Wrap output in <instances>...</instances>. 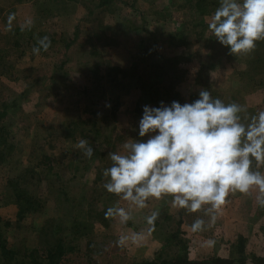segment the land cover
Instances as JSON below:
<instances>
[{
	"label": "trees",
	"instance_id": "1",
	"mask_svg": "<svg viewBox=\"0 0 264 264\" xmlns=\"http://www.w3.org/2000/svg\"><path fill=\"white\" fill-rule=\"evenodd\" d=\"M36 1H40L42 6L39 7ZM76 1L78 0H35L33 3L14 7L11 13L16 15L17 23L12 31L7 32L11 39L12 53H5L3 49H0V78L5 77L8 81L21 80L24 82L23 88L13 94L9 101L1 99L0 96V166H5L8 170L4 188L0 191V208L8 205L16 208L14 223L11 219H5L0 215V264H100L97 263L95 256L103 255L105 248L103 243L97 239L102 235H98L95 228L98 224L105 228L110 221L111 218H105V211L115 204L117 197L103 189L102 184L106 182L105 178L95 167L93 177L88 178L87 183L82 180L87 179L92 163L101 160L108 150L107 147L111 146L122 103L117 101L114 95L120 90L129 89L133 92L132 97L134 94L136 97L132 99L130 114L131 133L133 134L129 136L132 138L137 137L136 129L142 115V106L147 103L158 106L160 101L166 103L173 100L180 103L191 102L198 98V91L201 88L209 89L212 96L217 98V91L209 83L210 70L226 68L223 71L227 73L230 84L234 81L236 87L230 85L224 102L240 103L247 107L249 113L254 114L255 110L244 104V95L264 91V41L258 42L256 49L250 55L234 56L229 54L226 47L211 38L210 33L207 36L206 45L208 48L210 46L211 51L207 52V61L199 63V68L193 77L197 87L192 90L189 85L191 77L188 74L189 71H182L179 66L181 62L188 63L190 56L159 57V59L149 57L151 56L149 50L154 47L157 39L146 27L148 22L146 13L137 11L135 8V0L128 2L126 0H81L83 2L81 4L87 8V18L97 8L112 15L117 10L119 2L127 5L132 12L138 13L143 24L139 27L125 21L121 27L118 26L120 28L118 30L123 33L140 30L143 32V37H140L138 41L139 58L138 56L132 57L133 59L125 68L116 67L103 59L97 47L88 42L89 51H86L82 58L85 71L81 75L84 82L81 86L74 87L66 77L71 60L66 51L78 39L80 32L78 23L68 35L72 22L68 21L67 17H63L61 33L56 35L54 31L46 32L39 27L38 23L37 26L35 19L54 13V16L61 17L62 13H66L62 11V5H71ZM178 3L182 6L189 5L185 10L190 14V20L194 17L193 26L201 28L200 34L207 29V23L203 20L206 16L210 17L218 7V0H178ZM21 16H24L22 18L25 20L33 21L31 30H20V25L25 22V20L19 22L18 17ZM161 16H164L162 21L153 14L157 22H161L160 24L172 17L170 11L165 9ZM186 16L180 20L174 19L177 25L165 35L163 41L170 46L186 45L182 28L185 21L189 20ZM44 36H48L51 41L48 50H53V45L60 42L64 53L58 63L52 64L50 75L32 77L33 68L19 70L15 67V62L21 59L27 51L32 52V48L38 46L37 40ZM47 51L41 50L40 55H46ZM46 80L49 82L48 90L70 88L67 99L75 105L82 101L83 108L80 111L65 108L67 113L75 114L71 118L64 116V119L57 124L52 122L43 124L41 121L34 123V128L29 133L32 143L28 149L32 152L28 153L30 152L28 150L27 153L17 154L10 139L12 131L4 119L9 115H21V119L26 121L21 128L25 130L29 128L31 123L27 122L31 116L36 115L37 111H26L21 105L27 102L33 90L36 91L35 88ZM132 80H134L133 83ZM58 95L59 93L55 92L53 98L60 101ZM101 99L106 101V105H110L107 107L106 114L97 108L98 101ZM261 102H264V92ZM42 103L37 101L35 108ZM82 114L87 116L83 117ZM42 130L44 134L40 135ZM76 134L82 139H87L93 146L94 153L91 158H85L78 150H74L73 145L79 141L74 139ZM52 135L71 139L64 151L72 156L66 165L70 174L66 180H62L57 172L56 157L48 154L41 143L37 144L39 138L45 141L46 137ZM50 200L53 202L55 215L48 212L47 203ZM151 206L132 212V219L123 225L120 236L111 237L113 247L107 248L106 253L128 254L129 252L130 257L127 264H245L246 256L243 255L242 237L236 239V251L239 253L236 260L234 256L223 257L221 255L201 260L190 259L188 243L182 237L184 234L181 228L183 209L178 211L177 218L173 220L163 202L154 201ZM153 210H158L159 216L162 215L160 220L164 226H161L158 219L152 226L146 223L145 217ZM27 218H29V225L27 229L22 230L19 225ZM146 235L158 242V245L153 247V251L148 253L149 255L146 254V241L145 243L139 241L141 238L145 239ZM122 238L124 242L118 243L117 239ZM104 244L107 246L110 242ZM230 252L229 254L232 255V251ZM250 258L252 264H264V255L253 253Z\"/></svg>",
	"mask_w": 264,
	"mask_h": 264
},
{
	"label": "rangeland",
	"instance_id": "2",
	"mask_svg": "<svg viewBox=\"0 0 264 264\" xmlns=\"http://www.w3.org/2000/svg\"><path fill=\"white\" fill-rule=\"evenodd\" d=\"M89 1V0H87ZM127 2L130 0H126ZM35 0H0V49H3L5 53L11 54V39L7 35L6 25L8 22V17L12 14V9L18 5L33 3ZM37 2V1H36ZM39 7L42 6L41 2H37ZM81 0L76 1L73 4H65L62 5V11L66 13H62L61 17H56L54 14L48 15L46 17H38L35 19V23L39 27H41L46 32L54 31L56 35L61 33V20L63 17H67L68 21H71L72 24L69 27L68 35L73 31L74 25L78 23L79 25V35L77 41L66 51L71 60L69 62L70 68L67 71L68 81L70 80L73 86H81L84 82V79L81 75L83 71H85L83 59V55H85L86 51H89V43L94 44L100 56L103 59L108 60L111 64L116 67H124L125 63L133 59L132 57L138 56L140 54L139 51V39L143 37V32H132L128 31L126 33L119 32L121 24L125 21L130 22L132 25H140L143 22L139 19L137 12H132V10L125 4L119 2L117 10L111 14H107L103 9L97 8L94 10L93 14L87 18V8L83 6ZM178 3V0H135V8L137 11H143L146 16V27L149 31H151L154 37L157 39L154 47L149 50L151 58L159 59L160 58H172L175 56H184L189 57V62H181L179 64L180 69L182 71H189L188 74L191 76L189 80V85L192 90L196 89V85L194 84V74L199 68V63H205L207 61V52L210 50V46L206 45L207 36L210 34L207 29L204 30L202 34H200V29L193 26L194 17L192 20L189 18V13H187V9L189 5H181ZM180 4V5H179ZM180 6V7H179ZM45 7V5H43ZM180 8V9H179ZM164 9L170 11L172 17L170 20H166V22L160 24L161 22H157V19L153 17V14L156 15L160 20L164 18L161 16L164 12ZM185 10V11H184ZM184 11V12H183ZM66 15V16H64ZM160 15V16H159ZM187 15L189 20H186L183 24L182 28L185 35L186 45L185 46H170L167 42L163 41L165 35L172 31L177 23L174 19L180 20L183 19L184 16ZM24 16L18 17L19 22L21 23ZM135 19H134V18ZM210 17H205L203 20L205 23L208 22ZM162 21V20H161ZM133 22V23H132ZM17 23V17L15 15V20L13 22V28ZM38 23V24H37ZM63 23V22H62ZM64 24V23H63ZM120 24V25H119ZM64 30V28H62ZM35 30H37L35 26ZM202 36V37H201ZM208 48V49H207ZM64 53L63 45L60 42H56L53 45V50H48L46 55H34L31 51H27L21 59L16 60L15 67L17 69H25V68H33L31 71L32 77L39 75H50L52 71V64L58 63V61L62 58ZM139 58V56H138ZM135 61V60H134ZM226 68H220V70H210L209 71V83L212 88L217 91V98L225 101V97H227V91H229L230 85L232 87H236V84L229 81V77L225 71ZM207 72V68H206ZM79 74L81 76H79ZM134 80H132L133 83ZM23 83L20 81H8L7 78H0V96L1 99H5L9 101L10 97L13 94L18 93L23 88ZM233 83V84H232ZM48 80H46L42 85H38L33 90V93L29 95L28 101L24 102L21 106L22 109L28 111H37L35 116H31L28 120L29 128L22 129L21 126L26 124V121H23L21 115H9L4 119L5 123L10 127L11 141L15 146V151L17 154L27 153L28 148L31 147L32 138L29 133L32 132V128L34 123L42 122L43 124H48L52 122L54 124L60 123L66 118H71L75 113H67L65 108L71 110H82L84 103L81 101L78 105L70 102L67 99V95L69 94L70 88H53V90H48ZM53 87V86H52ZM182 87V85H181ZM129 90V89H128ZM126 90H120L114 95V98L117 101H121L120 111L117 116L115 130L113 132V141L111 143L110 148L107 147V151L105 156L101 160H96L91 165V171L88 174L87 179H83L82 181H89L88 178L93 177V168L99 170L100 175H102L103 169L110 166L111 162L107 159L108 152H116L121 149V145L130 137L131 133V112H132V99L136 98L133 92ZM58 92V98L60 101L55 100L53 94ZM264 92V91H263ZM263 92H254L253 94L244 95V104L248 107H251L257 112L258 110L264 109V102L262 101ZM61 97V98H60ZM102 100V99H101ZM99 100L97 108L101 112L106 114L108 108L105 107L106 101ZM37 101L43 102L39 104L37 108H35V103ZM147 105L153 106L154 104L147 103ZM40 110V111H39ZM39 111V112H38ZM80 113V112H79ZM253 114V113H252ZM83 117H86V114H82ZM44 134L42 130L40 135ZM130 133V134H129ZM75 141H78L82 138L78 134L74 137ZM71 139H64L57 135H52L46 137L44 141L42 138L37 140V144L41 143L43 145L44 150L53 157H56L55 164L57 172L61 175L62 180L68 179L70 174L66 169V165L68 160L72 159V156L66 154L67 144L70 143ZM87 140V139H85ZM40 145V144H39ZM31 153L32 150H29ZM58 156V157H57ZM8 170L5 166H0V191L4 188L5 179L7 177ZM103 177V176H102ZM104 178V177H103ZM257 193L253 191L249 195L235 194L230 197V202L223 207L220 213L217 215L216 220L210 226L207 227L206 231L203 232H193L191 229V224L193 220L200 216L203 218L206 223L208 221V216L201 212L197 213H188L183 210V223L182 230L184 232L183 238L187 241L189 249H188V257L190 259H205L210 258L215 255L232 257L236 260L239 253L236 251L237 246L236 239L242 237L243 239V255L246 256L245 264H252V260L250 258L251 254L255 253L264 255V208L258 207L256 204ZM157 202V200H152L149 202L148 206ZM166 205L168 208V212L172 215L173 220L177 218L178 211L180 209L174 208L171 205L169 200H159L158 202ZM118 202V198L116 199L115 204ZM153 202V203H152ZM120 206L127 207V203L124 201H119ZM49 213L55 215L53 202L50 200L47 203ZM15 207L13 205L3 206L0 208V215L5 219H11L14 223V213ZM137 209H134L135 211ZM164 211V210H163ZM49 214V215H50ZM162 216V215H161ZM158 217L159 223L161 226L162 221L160 217ZM162 218V217H161ZM29 218L25 220L19 227L25 230L29 225ZM170 223V221H168ZM166 224V223H165ZM124 224H120L117 220L110 219L105 228L100 224L97 225L95 231L98 235H102L97 239L103 243V247L105 248V252L101 256H95L97 263L100 264H127L128 259L130 257L128 254L124 253H106L107 248L110 249L113 247L111 243V237H119L120 232L123 228ZM18 227V226H16ZM167 231V229H166ZM104 235V236H103ZM107 238H106V237ZM140 236V234H138ZM136 236V237H138ZM118 241L120 239H117ZM214 241L213 244L209 245L208 241ZM139 241L147 243V251L146 254L153 251V247H156L158 244L157 241L149 238L146 235L145 239L141 238ZM110 242L109 245L106 246L107 243ZM236 247V248H235ZM232 251V255L229 254ZM149 255V254H148Z\"/></svg>",
	"mask_w": 264,
	"mask_h": 264
},
{
	"label": "clouds",
	"instance_id": "3",
	"mask_svg": "<svg viewBox=\"0 0 264 264\" xmlns=\"http://www.w3.org/2000/svg\"><path fill=\"white\" fill-rule=\"evenodd\" d=\"M14 20L15 14H10L7 31L13 30ZM32 26L27 19L20 30ZM207 31L229 54L250 55L264 41V0H218ZM37 45L32 48L34 55L46 52L51 41L44 36ZM136 131L137 137H128L119 151L108 152L111 164L102 171L106 181L102 187L118 202L106 209V219L126 224L134 209H145L152 200L170 199L174 208L203 211L207 223L197 216L191 224L193 232H203L237 193L255 191L256 204L264 208V109L252 114L246 106L225 103L201 88L191 102L143 105ZM73 148L85 158L94 153L85 139ZM158 217L159 211L153 210L146 223L152 226ZM123 242V238L118 241Z\"/></svg>",
	"mask_w": 264,
	"mask_h": 264
},
{
	"label": "crops",
	"instance_id": "4",
	"mask_svg": "<svg viewBox=\"0 0 264 264\" xmlns=\"http://www.w3.org/2000/svg\"><path fill=\"white\" fill-rule=\"evenodd\" d=\"M129 63H130V60L128 61V63H125L124 66L126 67Z\"/></svg>",
	"mask_w": 264,
	"mask_h": 264
}]
</instances>
